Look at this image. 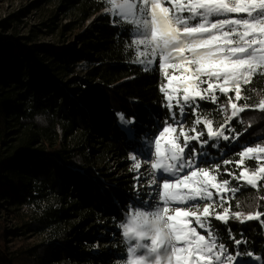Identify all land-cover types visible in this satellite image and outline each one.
Returning <instances> with one entry per match:
<instances>
[{
	"label": "trees",
	"instance_id": "trees-1",
	"mask_svg": "<svg viewBox=\"0 0 264 264\" xmlns=\"http://www.w3.org/2000/svg\"><path fill=\"white\" fill-rule=\"evenodd\" d=\"M43 1L54 6L43 26L58 37L56 45L34 44L32 30L23 49L0 42V264H113L126 254L124 242L114 238L135 197L127 158L134 150L145 152L158 125L169 120L159 92L164 82L157 70L145 71L130 62L132 33L104 12L103 0ZM59 11L70 17L68 24L54 23ZM87 23L91 25L84 28ZM70 35L73 42L68 44ZM246 87L255 89L246 101L252 104L264 97V76H255ZM201 106L214 118V127L224 122L217 105ZM186 112L188 116L177 118L187 128L195 116ZM121 113L135 118V124L122 121ZM198 127L203 129L202 124ZM232 127L242 135L235 138V132L226 130L229 141L210 140L205 146L212 160L205 165L220 164L221 171L238 174L223 160H238L244 146L260 142L264 112L249 109ZM220 175L229 178L226 172ZM260 195L263 190L248 188L231 203L234 207L239 200L248 211L246 205L258 202L264 211V201L256 200ZM6 205L10 208H3ZM24 207L28 213L22 221L18 214ZM9 215L20 224L16 230L6 227L10 221L3 222ZM213 223L230 249L229 227L247 241L240 247L264 263V228L259 222ZM23 229L40 241L8 249ZM94 244L98 250L91 252Z\"/></svg>",
	"mask_w": 264,
	"mask_h": 264
},
{
	"label": "snow or ice",
	"instance_id": "snow-or-ice-1",
	"mask_svg": "<svg viewBox=\"0 0 264 264\" xmlns=\"http://www.w3.org/2000/svg\"><path fill=\"white\" fill-rule=\"evenodd\" d=\"M103 2L115 23L133 33L128 44L133 53L130 62L151 66L158 61L166 81L159 92L170 120L158 125L154 140L148 142L154 144V152H148L143 164L135 150L129 155L134 180H147L155 192L149 200L156 203L141 201L120 224L128 242L124 264H243V257H253L252 251L240 247L247 241L229 227L230 249L213 221L225 225L230 220L257 221L264 228V211L258 202L246 205L248 211L239 200L234 207L231 203L242 190L264 188V137L254 146L243 147L238 160H223L238 170L237 174L224 169L231 179L220 175V164L200 166L197 158L202 154L193 142L229 141L226 130L239 138L242 133L235 131L232 122L249 109L264 112V97L246 102L252 99L248 93L255 92L246 86L255 76H264V0ZM201 102L217 105L225 114L224 122L214 127V118L205 115ZM186 109L195 116L187 128L177 118L188 116ZM120 119L135 124V118L126 119L123 113ZM201 124L203 129L198 127ZM144 165L148 167L141 173ZM256 200L264 201V195Z\"/></svg>",
	"mask_w": 264,
	"mask_h": 264
},
{
	"label": "rangeland",
	"instance_id": "rangeland-1",
	"mask_svg": "<svg viewBox=\"0 0 264 264\" xmlns=\"http://www.w3.org/2000/svg\"><path fill=\"white\" fill-rule=\"evenodd\" d=\"M53 8H54L53 5L47 6L43 0H0V42L14 43L16 47H20L19 49L21 48L23 49L24 43L26 42V40L24 39H26V37L29 36V33L32 30L33 34L36 35V38H34V42H33L34 44L49 46V47L52 45H56L58 42V37L55 34L50 35V32H48V29L43 26V23H49L50 18L52 16ZM70 21L71 19L68 15H66L62 11H59L57 12V19L54 21V23L60 22V24L64 25V24H68ZM90 25L91 24L87 23L83 27L85 28ZM70 36L71 38L68 44L73 42L72 35ZM132 38H133V33H132ZM66 44L67 43H65V45ZM58 48H61V46ZM140 65L143 66L144 68L148 67L151 70L153 69L157 70L163 79V75L158 70V67H157L158 61H157V64L151 65V66L142 65V64ZM176 74L179 75V73H176ZM163 82L165 83L166 81H164L163 79ZM174 111H177L178 113V109H175ZM232 142L234 143V141ZM141 144H146V141H142ZM216 145H218V143H216ZM193 146L197 148V151L198 149L203 148L201 152L198 151L199 153L202 154V156L197 158V162L200 163V166L202 167L206 166L205 165L206 161L210 159L212 160V155H210L208 151H206L205 145H201L198 142L197 143L193 142ZM145 149L146 151L143 153L138 152L139 158L141 159L142 164H143L144 157L147 156L148 154V150L151 152H154V144H150ZM127 160L131 168L132 161L129 159V156ZM147 167L148 165H144L141 169V173H144V170ZM223 172L225 171L220 170V173H223ZM132 173H133V176L136 175V173H134L133 171ZM229 178L231 179V177ZM261 183H264V182H261ZM134 184L136 185V187L133 186L135 197L133 198L134 201L131 204L130 211L134 210V206L139 207L141 201H148L153 204L156 203L155 200H149L150 195L155 196V192L153 188L148 187L147 182H144L142 180L140 181L135 180ZM260 190L264 191V188H260ZM2 206L4 205L2 204ZM3 208L9 209L10 207L6 205ZM2 213L3 211H0V214ZM27 213L28 211L25 207L20 209L18 215L21 216L22 221L27 220L26 219ZM12 217H13L12 215H9L8 219L7 218H2V219L4 223H6L7 221H10L6 225V227L9 230H12V229L16 230L20 224L14 219H12ZM124 217L127 220L128 215L125 214ZM122 231H123L122 229H118L114 239L122 240L127 249L128 242L123 237ZM21 232H23V234ZM39 241H40L39 236L35 235L32 231L24 232V229H23L17 233L15 238L12 237V241L8 243L7 247L10 250H14L18 247H26L29 245H35ZM97 250H98L97 244H94L93 247L90 248L91 252H96ZM125 256L118 257V259L113 264H124ZM243 264H264V263L261 260L259 261L256 260L255 257H248V258L243 257Z\"/></svg>",
	"mask_w": 264,
	"mask_h": 264
}]
</instances>
